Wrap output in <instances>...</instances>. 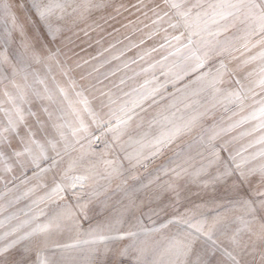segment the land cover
<instances>
[{"label":"snow or ice","instance_id":"1","mask_svg":"<svg viewBox=\"0 0 264 264\" xmlns=\"http://www.w3.org/2000/svg\"><path fill=\"white\" fill-rule=\"evenodd\" d=\"M18 7L24 6L0 0V19L6 25L0 33V85L4 86L0 92V182L7 188L6 177L16 170L21 175L31 170L29 179L37 183L23 196L39 188L47 191L26 211L21 210L27 219L16 213L4 216L5 208L0 206V264H78L73 253L82 243L134 238L140 231L161 232L169 225L183 226V231L164 237L155 247L138 248L136 264H212L207 257H214L217 251L230 264H257V254L258 264H264V0H163V7L154 0H138L133 7L145 17L149 12L154 17L151 23L156 27L147 39L164 33L158 47L139 59L159 50L166 54L135 74H150V78L131 91L121 95L100 91L98 108L84 95L86 89H96V84L80 85L70 75L73 69L61 59V48L50 45L56 44L62 32L53 17L63 20L81 8L105 5L31 0L34 19H21ZM69 7L72 13L67 11ZM165 21L167 27H162ZM17 35L21 51L10 56L9 48ZM232 62H236L234 67L229 66ZM33 65L43 66L44 75L30 74L28 68ZM249 66L253 67L240 77L238 73ZM193 73L194 78L186 80ZM20 76L23 83H17ZM125 83L122 78L120 85ZM34 84L43 85V89ZM168 84L175 90L169 92ZM36 102L39 105L34 111ZM101 137H105L104 149L96 153L93 144ZM245 139L247 143L234 149L233 145ZM72 152L78 154L72 156ZM169 152V163L175 167L159 166L155 174L145 177V183L139 170L147 171ZM66 156V167L61 168ZM197 158L198 166L193 168ZM49 173H53L51 186L43 182ZM160 173L174 179L162 180ZM185 175L205 187L221 186L226 193L223 202L213 199L197 204L159 228L146 229L143 217L151 219L149 213L156 211L150 205L162 201L169 192L179 199L177 181ZM100 180L105 183L101 185ZM86 189H90L88 200L82 201ZM149 189L150 194L139 199L137 194ZM117 194L119 199L111 206L114 211L107 222L95 227L89 223L85 229L83 222L90 220L88 206L93 199L104 196L102 203L107 208ZM42 203L55 208L51 213L43 209L35 212ZM125 224L128 230L122 231ZM65 232L76 238L74 243L55 239ZM113 232L118 234L111 235ZM218 234L228 236L231 250L217 243ZM81 235L92 239L80 241ZM198 241L206 247L191 262L189 257ZM110 251L105 244L104 253ZM127 254L126 247L116 255ZM249 256L252 259L246 258ZM89 264L98 262L91 259Z\"/></svg>","mask_w":264,"mask_h":264},{"label":"rangeland","instance_id":"2","mask_svg":"<svg viewBox=\"0 0 264 264\" xmlns=\"http://www.w3.org/2000/svg\"><path fill=\"white\" fill-rule=\"evenodd\" d=\"M15 5H23V8H17L16 11L20 15L21 19H25L31 16L35 18L31 9V0H12ZM69 2L75 5H87V4H96L103 3L105 7L103 8H81L79 13H73L70 16H66L63 20H58L56 17H53V23L58 24L62 28L60 39L56 42L55 45H50V47L59 46L62 50L61 59L66 61V63L73 69L70 73L80 85L85 87L90 84H96V89H86L84 92L85 97L90 101L93 108H98L100 103V91H109L116 93V95H121L122 91H131L133 87H138L146 79L150 78V74H141L135 75L140 72L142 68L147 67L149 63H153L156 60L160 59L163 54H166L164 50H159L152 52L149 56H146L144 60H140L139 57L141 54L145 53L153 47H158L159 43L162 40L163 32L160 35L153 37L152 39H147V34L155 29V25H152L151 21L154 19L151 12L148 13V16L145 17L143 12H138L133 5H138V0H69ZM155 3L160 4L163 7V0H154ZM190 2H195V0H190ZM123 5L120 8V11L117 12L116 8ZM69 13H72V8L69 7L67 10ZM148 25V27H145ZM5 22L3 19H0V33L4 31ZM162 27H167V21L162 22ZM171 33L172 30L169 29ZM178 34V33H176ZM141 40H144V43H140ZM115 45V47H112ZM133 45H137L133 47ZM130 49V50H127ZM3 50V45L0 43V51ZM21 51L20 49V40L18 35L15 38V41L10 45L9 55L12 56L13 53ZM123 53V55H121ZM239 55V53H237ZM119 56V59H113V57ZM135 60L136 63H131ZM87 61V63H84ZM110 61V62H106ZM15 63V61H13ZM128 63V67L125 68L124 64ZM236 62H232L229 66L234 67ZM77 64L82 65L81 67H76ZM249 66L248 69L243 70L238 73L240 77L245 74V71L251 70ZM93 69H98V71H93ZM115 71V75L110 73ZM28 72L31 74L33 72H39L42 76L45 73V69L41 65H33L28 68ZM92 72V76H88V73ZM156 75L159 76L161 82H163L164 77L159 75V70H157ZM195 73L187 79L194 78ZM81 76L87 77L86 79H80ZM107 77V78H105ZM128 77H134L133 79H127ZM126 79V83L120 85L121 79ZM57 79L63 83V78L57 75ZM103 81L98 83L97 81ZM17 83H23L22 76L17 77ZM28 83H33L32 76L29 75ZM49 87H52L51 80H49ZM119 85V87H116ZM3 85H0V92L3 90ZM34 87L42 90L43 85L34 84ZM167 89L169 92L174 91L172 84H168ZM39 102H36L33 110L35 111L38 107ZM99 135L98 130L93 126L92 129ZM133 135H135V125H133ZM105 137H101L100 140H97L93 144V149L96 153L102 152L104 149L103 140ZM110 140V137H107ZM247 143V139L242 140L235 145L234 149L240 148L243 144ZM78 147V146H77ZM77 152H72V156H76ZM114 155V154H113ZM122 158L123 154H119ZM171 155V152L167 153L165 156L159 157L155 160L154 163L150 164L147 171L144 169L139 170L141 179L147 183L145 177L149 173L155 174V170L161 165H168L169 167H175L174 164H170L168 157ZM68 157L64 158V161L61 162L60 167H66ZM127 166V161H124ZM199 160H194L192 162L193 168L198 166ZM102 169V165H100ZM192 171V168L189 169V172ZM53 173H49L44 183H48L51 186V176ZM162 180L169 178L174 179V176L170 174L169 177L163 176V173H160ZM12 176H15L16 179H12ZM32 177V171L29 170L26 175H21L19 170H16L12 175L6 177V180L9 182L7 188L4 185V182H0V206L5 208L3 213L4 216H7L11 213H16L20 219H27L24 216L23 210H27L28 206L32 203L33 200L39 196L44 195V192L47 189L39 188L34 193L28 197H24L23 194L27 191L29 187L33 184H36L35 179H29ZM28 180V183H22V181ZM105 181L100 180V184L103 185ZM129 183H135L129 181ZM180 187L179 199H177L175 193L169 192L164 195L162 201L154 202L151 207L155 208L154 213H149L151 219L143 217L144 226L146 229L159 228L162 224L166 223L174 215H178L181 212H184L186 208H193L197 204H205L213 199L218 202H223V198L226 196L223 188L221 186H212L209 185L205 187L199 180L194 179L191 175H185L182 179L177 181ZM139 187V184L136 185ZM115 185H113V188ZM88 191L86 189L82 194V201L88 200ZM151 189L146 193L145 191L139 192L137 195L139 199H145L146 194H150ZM70 196V193L68 194ZM17 197H21L16 203H10L15 201ZM105 199L104 196L99 198H94L92 203L88 206V215L90 217L89 221H84V228L87 229L89 223L93 227L98 223H106L110 218L114 208L111 207L115 204V201L119 199V194L112 197L108 202L109 207H105L102 201ZM139 202V201H138ZM55 208V205L51 203H42L38 208H35V212H39L40 209H43L46 213H51L52 209ZM161 208L163 211H161ZM147 211V208H145ZM2 218V217H0ZM41 221L45 217H40ZM183 226L178 225H169L167 229H163L161 232H145L140 231L138 235L134 238L124 237L123 239L109 240L103 243L97 244H81L73 255L77 258L78 264H89L91 259H95L98 264H112L113 260H118L119 264H136V257L138 255L137 249L145 247V245L156 246L157 241L163 243V238L167 236L178 235L183 231L181 228ZM181 231H179V229ZM128 225L125 224L122 227V231H127ZM118 233L113 232L111 235H117ZM219 235V234H218ZM61 243H74L76 238H73L69 233H62L55 237ZM80 241L91 240L92 237L87 235H81L78 237ZM246 240L247 237H244ZM198 241L194 247L193 254L189 257L191 261L196 257L197 252H201L200 244ZM217 243L221 247H228L230 249L229 240L227 235H219ZM105 244L112 250L107 254L104 253ZM128 248V254L119 256L116 255L124 248ZM99 249L98 252H94L93 249ZM195 253V254H194ZM217 259L220 264H230L227 257L221 252L217 251ZM247 259H252L251 256L246 257ZM257 264L259 262V255L255 256Z\"/></svg>","mask_w":264,"mask_h":264},{"label":"trees","instance_id":"3","mask_svg":"<svg viewBox=\"0 0 264 264\" xmlns=\"http://www.w3.org/2000/svg\"><path fill=\"white\" fill-rule=\"evenodd\" d=\"M181 228V227H180ZM180 228H178L179 229V231H181V229H183V227L180 229ZM199 244H200V250H201V252L203 251V249L206 247L204 244H203V242L201 241V242H199ZM195 254V253H194ZM207 258H210L211 260H212V264H220V262H219V260L217 259V256L215 255L214 257H207ZM196 260V257H194L192 260H191V262H194Z\"/></svg>","mask_w":264,"mask_h":264}]
</instances>
